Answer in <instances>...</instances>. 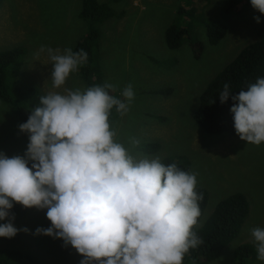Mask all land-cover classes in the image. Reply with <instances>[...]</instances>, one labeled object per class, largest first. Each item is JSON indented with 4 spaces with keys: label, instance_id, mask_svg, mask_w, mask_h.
<instances>
[{
    "label": "rangeland",
    "instance_id": "obj_1",
    "mask_svg": "<svg viewBox=\"0 0 264 264\" xmlns=\"http://www.w3.org/2000/svg\"><path fill=\"white\" fill-rule=\"evenodd\" d=\"M99 1L124 12L121 18H110L100 26L95 51L101 79L118 86L112 92L121 100L129 83L135 93L129 111L109 122L117 133L114 140L136 160L158 156L162 162L172 156L190 161L189 172L198 173L196 188L209 192L195 227L209 219L222 199L237 192L247 195L249 212L238 234L216 259L197 263L234 264L237 246L250 243L255 248L250 229L264 228V142L257 146L237 134H210L195 120L194 112L209 82L258 39L264 14L254 10L250 0L227 18L222 15L226 0ZM81 9L82 0H0V52L14 50L16 58L24 56L18 70L14 63L5 68L8 91L19 106L26 104V92L32 87L45 95L65 94V89L85 90L80 66L57 89L52 85V66L46 52L38 60L35 56L42 45L61 51L73 48L77 39L88 33ZM254 16H260L259 24ZM214 19L228 28L218 44L211 43L206 33L205 22ZM173 25L187 28L181 47L166 44V32ZM22 123L16 106L0 99V152L8 157L23 156L27 150L28 134L18 127ZM133 139L138 145L132 144ZM155 143L157 147L150 152L143 147ZM22 208L13 224L29 232L0 237V246L21 251L31 264L80 263L83 257L71 245L65 247L62 239L34 235L37 227L51 226L47 209ZM254 255L252 264H264Z\"/></svg>",
    "mask_w": 264,
    "mask_h": 264
},
{
    "label": "clouds",
    "instance_id": "obj_2",
    "mask_svg": "<svg viewBox=\"0 0 264 264\" xmlns=\"http://www.w3.org/2000/svg\"><path fill=\"white\" fill-rule=\"evenodd\" d=\"M264 14V0H250ZM260 23V16H254ZM54 88L65 84L88 53L42 45ZM117 85L104 83L85 90L65 89L40 97L19 130L28 134L23 156L0 152V237L12 238L13 202L46 211L51 226L37 227L34 235L62 239L83 257L80 264H183L190 249L203 241L193 231L201 215L195 172L165 165L160 157L136 160L109 123L115 106L121 115L134 100L133 85L121 100L109 94ZM224 83L219 100L231 99L234 128L241 140L264 142V77L232 95ZM215 101H211L214 103ZM139 141L132 140L138 145ZM29 164L31 166L29 167ZM257 259L264 262V228L250 229Z\"/></svg>",
    "mask_w": 264,
    "mask_h": 264
},
{
    "label": "trees",
    "instance_id": "obj_3",
    "mask_svg": "<svg viewBox=\"0 0 264 264\" xmlns=\"http://www.w3.org/2000/svg\"><path fill=\"white\" fill-rule=\"evenodd\" d=\"M246 0H226L222 15L230 17L236 9ZM197 2V1H196ZM195 2V3H196ZM195 6L193 8V11ZM123 11L112 10L99 0H82L80 16L88 23V33L82 35L73 51L85 50L88 53V61L80 66V77L85 89L104 83L101 79V70L96 57L95 46L100 39V26L110 18H121ZM208 40L218 44L227 33V26L221 20H207L205 22ZM187 28L180 25H173L166 32V44L170 48L182 46V41L187 35ZM258 39L245 48L206 86L199 98V105L194 112L195 120L210 134L229 133L236 134L234 128L233 114L230 108L233 105L231 96L224 104L220 103L219 93L223 90L224 83H229L232 95L238 94L241 89L246 90L249 84L255 83L258 77H264V22L258 30ZM12 49V48H11ZM24 62V56L17 57L15 51L0 52V99L9 105L16 106V113L20 119L27 122L31 110L40 106V97L45 95L40 88L32 87L27 92V100L24 106L15 102L14 95L8 91L7 74L5 68L8 64L14 63L15 71ZM109 94L115 96L109 90ZM215 101L211 103V101ZM119 113L115 106L110 110L109 122L114 121ZM144 145L146 151L150 152L157 147ZM168 165L176 163L177 166L186 172L190 170V161L178 157H168L162 161ZM31 164H29V167ZM202 199L198 201L201 214L207 206L209 192L204 187L196 188ZM14 207L10 210L15 218L21 215L23 208L21 204L13 202ZM249 212V201L247 195L242 192L234 193L222 199L209 219L201 226L193 228V231L203 241L196 248H192L185 254L183 264H197L199 262L216 259L230 241L238 234L245 217ZM199 218V217H198ZM5 221H0V224ZM255 248L250 243H243L234 249V264H252V255ZM257 253L254 255V257ZM248 261H250L248 263ZM0 264H31L30 258L21 251L0 246ZM80 264V263H79Z\"/></svg>",
    "mask_w": 264,
    "mask_h": 264
},
{
    "label": "crops",
    "instance_id": "obj_4",
    "mask_svg": "<svg viewBox=\"0 0 264 264\" xmlns=\"http://www.w3.org/2000/svg\"><path fill=\"white\" fill-rule=\"evenodd\" d=\"M68 20H69V19H68ZM67 22H68V21H67ZM67 22H66V23H67ZM78 39H79V38H78ZM78 39H77V40H78ZM151 46H153V44H151Z\"/></svg>",
    "mask_w": 264,
    "mask_h": 264
}]
</instances>
